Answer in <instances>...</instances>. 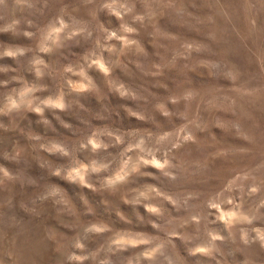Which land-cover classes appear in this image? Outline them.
I'll list each match as a JSON object with an SVG mask.
<instances>
[{
    "label": "rangeland",
    "instance_id": "rangeland-1",
    "mask_svg": "<svg viewBox=\"0 0 264 264\" xmlns=\"http://www.w3.org/2000/svg\"><path fill=\"white\" fill-rule=\"evenodd\" d=\"M0 264H264V0H0Z\"/></svg>",
    "mask_w": 264,
    "mask_h": 264
}]
</instances>
